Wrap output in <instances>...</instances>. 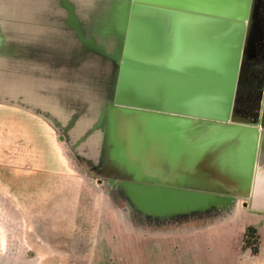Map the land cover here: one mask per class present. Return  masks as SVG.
<instances>
[{
    "label": "crops",
    "instance_id": "crops-1",
    "mask_svg": "<svg viewBox=\"0 0 264 264\" xmlns=\"http://www.w3.org/2000/svg\"><path fill=\"white\" fill-rule=\"evenodd\" d=\"M253 4L0 0V190L43 197L0 205L49 207L5 220L0 264H264V128L234 113ZM77 146L141 168L148 213L108 215L101 181L61 165Z\"/></svg>",
    "mask_w": 264,
    "mask_h": 264
},
{
    "label": "rangeland",
    "instance_id": "rangeland-1",
    "mask_svg": "<svg viewBox=\"0 0 264 264\" xmlns=\"http://www.w3.org/2000/svg\"><path fill=\"white\" fill-rule=\"evenodd\" d=\"M261 21L262 17L259 11V1L254 0L253 4V12L251 17V27L249 31V39L247 42V47L245 51V62L250 63L257 61V58H261L260 51L264 49V33L261 27ZM258 62V61H257ZM246 66V65H245ZM264 82V80H263ZM255 92V96L259 97L258 100V108L259 113L258 116H261V108L263 104V98H264V88L262 92H260L259 95L256 93L258 91L253 90ZM248 93H245V91H241L240 96L238 97V100L241 102H247L246 96ZM62 146H65L67 144L62 143ZM72 145L70 144V147L72 149ZM69 147V149H70ZM63 149V148H61ZM68 149V153L66 154L68 158H70L71 163L68 164V162H62V166L65 165H75L76 169L78 171L83 170V175L87 176L88 178H91L92 183L96 185V181H101V188L102 192L98 189L99 193H101L105 200L108 202V215L112 214H121L124 215H132L134 213L139 214H147L148 213V206H147V199H148V176L145 174H141L142 170L141 168L137 167L135 170L130 172H118L113 170L114 172H106L105 170H95L94 168V161H88L86 158V151L81 150L80 147H75V150L71 152ZM60 150V148H59ZM61 151V150H60ZM61 156V154H59ZM146 172V171H145ZM140 179V180H139ZM139 181V182H137ZM0 186H3L2 184ZM94 191L95 196L99 194L98 192ZM48 192L45 193V196ZM47 195L50 196L49 201L54 202L52 209L55 211L54 216L55 218L59 217L60 219L63 217V206L62 202L64 199L68 198V192L65 190L61 191H53L49 192ZM94 197V195H93ZM4 198H15V199H37V198H43L40 194V192H17V191H9V190H0V204L3 203ZM117 200V202H115ZM140 202V203H139ZM57 204V205H56ZM36 207V206H35ZM35 207H25V206H18V207H4L0 205V235L4 232V230L8 226L7 223H5L6 219H10V217H14L15 219H27L29 217H26L29 214H32L35 216L37 213H39V210L42 212H45L44 210L49 209L47 208H38ZM44 209V210H43ZM48 211V210H47ZM42 212H40L39 216H41ZM46 214V213H45ZM47 215V214H46ZM48 216H46L47 218ZM42 224L47 225V227H50V222L48 220H45L43 217H34L31 219L29 223V229L33 230L31 232L36 233L38 230L42 228ZM49 225V226H48ZM9 227V226H8ZM24 227V226H23ZM22 227V228H23ZM45 226H43L44 228ZM21 228V229H22ZM108 230H110V226L108 225ZM4 241L3 238H0V247L2 246V242Z\"/></svg>",
    "mask_w": 264,
    "mask_h": 264
},
{
    "label": "trees",
    "instance_id": "trees-1",
    "mask_svg": "<svg viewBox=\"0 0 264 264\" xmlns=\"http://www.w3.org/2000/svg\"><path fill=\"white\" fill-rule=\"evenodd\" d=\"M259 1V11L262 17L261 27L264 33V0ZM264 43V42H263ZM261 58H257V61L246 63L249 67V73L247 80L244 84H240L237 89L235 115L248 119L252 123L259 122L260 115L258 116V100L259 97L255 96L253 90L258 91L256 94L259 95L264 88V49L260 51ZM241 91L248 93L246 96L247 102H241L238 100ZM259 238L255 229L249 227L246 229L243 239V248H249L252 254L258 253Z\"/></svg>",
    "mask_w": 264,
    "mask_h": 264
},
{
    "label": "water",
    "instance_id": "water-1",
    "mask_svg": "<svg viewBox=\"0 0 264 264\" xmlns=\"http://www.w3.org/2000/svg\"><path fill=\"white\" fill-rule=\"evenodd\" d=\"M249 73V67L248 66H243L241 70V75H240V80H239V85L244 84L247 80V76ZM246 119V118H244ZM248 120V119H247ZM249 121V120H248ZM260 126L264 128V98H263V110L261 114V121H260Z\"/></svg>",
    "mask_w": 264,
    "mask_h": 264
}]
</instances>
